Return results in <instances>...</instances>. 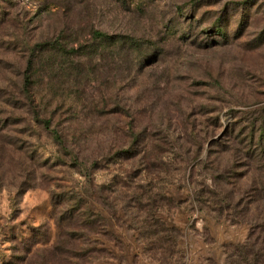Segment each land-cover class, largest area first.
Returning <instances> with one entry per match:
<instances>
[{
  "label": "rangeland",
  "instance_id": "obj_1",
  "mask_svg": "<svg viewBox=\"0 0 264 264\" xmlns=\"http://www.w3.org/2000/svg\"><path fill=\"white\" fill-rule=\"evenodd\" d=\"M238 252L264 256V0H0V264Z\"/></svg>",
  "mask_w": 264,
  "mask_h": 264
},
{
  "label": "trees",
  "instance_id": "obj_2",
  "mask_svg": "<svg viewBox=\"0 0 264 264\" xmlns=\"http://www.w3.org/2000/svg\"><path fill=\"white\" fill-rule=\"evenodd\" d=\"M94 37H98L99 39H103V40L107 39V37L105 35L100 34V33H94ZM131 43L134 44V46H136L135 43L132 40H131ZM37 123L38 124L41 123L42 125H44L45 129L50 130L47 121H40L39 119H37ZM50 133L59 142L60 137L57 134V132L50 131ZM60 143H61V141H60ZM235 256L237 257L238 261L231 262L230 264H260L261 261H262L261 264H264V256L259 261L258 260H254L255 258L252 259L253 258V255L251 254V252H246V253L245 252L244 253L238 252ZM231 257L232 256H230L229 258H231Z\"/></svg>",
  "mask_w": 264,
  "mask_h": 264
}]
</instances>
